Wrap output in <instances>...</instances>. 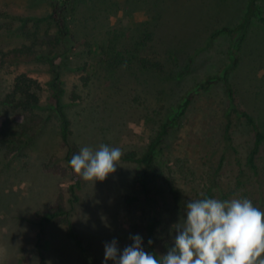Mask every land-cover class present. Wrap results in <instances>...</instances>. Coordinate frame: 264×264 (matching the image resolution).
<instances>
[{
	"label": "rangeland",
	"instance_id": "1",
	"mask_svg": "<svg viewBox=\"0 0 264 264\" xmlns=\"http://www.w3.org/2000/svg\"><path fill=\"white\" fill-rule=\"evenodd\" d=\"M51 1L0 0V5L20 18L48 14ZM248 1L78 2L70 13L71 64L63 69V99L72 121V139L93 150L107 144L119 147L122 155L132 149L142 152L185 92L227 67L231 69L239 103L264 125V29L256 15L237 46L226 34L213 37L223 27L240 25ZM257 3L264 13V0ZM7 21L0 18V49L24 40L19 21L14 20L12 28L5 26ZM146 31L153 33V40L144 54L162 60V72L143 69L135 62L114 67L106 61L118 51L133 47ZM87 43L102 48L91 55ZM86 63L92 75L88 83L82 78L86 72L80 69ZM22 72L37 78L46 88L50 75L45 64L0 65V100ZM74 91L79 95L76 100L72 99ZM47 96L44 90V105ZM228 105L221 85L198 94L160 151V170L171 173L190 198L202 194L219 161ZM21 120L20 115H5L0 106V129L6 122L9 125ZM236 144L239 157L244 160L252 145L246 128L237 129ZM52 157L64 163L65 149L59 143L54 117L26 156L7 154L0 134V264H40L42 253L43 264H103L105 242L117 238L123 248L131 243V234L142 236L146 216L141 211L130 213L123 201L126 194L137 190V165L122 158L116 172L106 180H84L81 200L72 209V221L86 252L77 247L64 225L41 223L37 211L47 210L70 183L69 177L43 169V163ZM234 163L232 159L223 171L225 182H231L238 170ZM160 207L165 230L175 234V225L183 222L184 212L174 209L167 197Z\"/></svg>",
	"mask_w": 264,
	"mask_h": 264
},
{
	"label": "trees",
	"instance_id": "2",
	"mask_svg": "<svg viewBox=\"0 0 264 264\" xmlns=\"http://www.w3.org/2000/svg\"><path fill=\"white\" fill-rule=\"evenodd\" d=\"M80 1L53 0L48 14L20 18L11 15L0 5V18L8 20L5 26L12 28L14 20H18L20 33L24 39L20 44L0 49V65L41 63L47 66L50 75L46 88L37 78L26 72L16 75L11 89L0 100V106L8 117L20 115L22 120L20 122L11 121L9 125L6 122L0 129V134L2 148L7 154L26 156L27 151L41 138L49 126L51 118L56 119L59 143L65 149L64 163H59L52 157L48 162L43 163V169L69 177L70 183L64 192L61 191L58 194L55 202L47 210H38L36 214L40 217L41 223L55 222L64 225L77 247L82 252H86L83 238L78 234L72 221V209L81 200V191L85 181L69 165L72 156L82 147L72 139L74 135L72 121L63 99L66 92L63 69L70 66L73 52L70 44L73 35L70 13ZM255 15L264 29L262 8L257 0H249L240 25L236 28L223 27L216 31L213 37L226 34L233 38L234 46H237L242 41L246 28L251 23V18ZM152 40L153 33L146 31L133 47L118 51L113 57H107L106 61L114 67L135 62L143 69L162 72L164 70L163 61L144 54L145 48ZM87 46L88 53L91 55L102 48L93 43H87ZM198 51L199 49L195 53ZM88 64L80 68L86 72L82 77L86 83L92 76ZM230 74L231 69L227 67L217 74L206 76L191 87L154 132L145 150L142 152L135 149L128 150L121 157L123 161L137 165L135 180L137 190L123 197L125 207L130 213L136 214L141 211L146 216L147 221L140 231L144 238V248L157 257L167 252L175 236L172 231H166L164 228V216L160 205L165 197L169 198L174 209L179 211H184L188 200H196L204 196L220 200L245 197L250 199L254 206L264 211V125L257 115L239 103ZM219 85L224 88L229 104L224 114L222 153L218 163L214 165L202 194L196 199L190 198L171 173L160 170L159 154L171 131L181 124L196 96ZM44 90L48 92L45 105L42 103ZM78 97L79 95L74 91L72 99L76 100ZM44 110H47L48 114L45 115ZM240 127L246 128L252 138V145L244 160L239 157L236 144V132ZM232 159L235 160L234 169L238 168V170L231 182H225L223 171L232 163ZM149 239L153 241V244L147 243ZM44 260L42 253L40 264H43Z\"/></svg>",
	"mask_w": 264,
	"mask_h": 264
},
{
	"label": "clouds",
	"instance_id": "3",
	"mask_svg": "<svg viewBox=\"0 0 264 264\" xmlns=\"http://www.w3.org/2000/svg\"><path fill=\"white\" fill-rule=\"evenodd\" d=\"M121 156L119 147L85 146L69 165L85 181H104L116 172ZM183 212L165 254L146 251L144 238L131 234V243L123 248L117 238L104 243L103 264H264V211L250 199L204 196L188 200Z\"/></svg>",
	"mask_w": 264,
	"mask_h": 264
}]
</instances>
